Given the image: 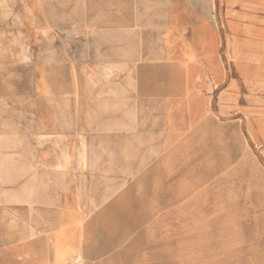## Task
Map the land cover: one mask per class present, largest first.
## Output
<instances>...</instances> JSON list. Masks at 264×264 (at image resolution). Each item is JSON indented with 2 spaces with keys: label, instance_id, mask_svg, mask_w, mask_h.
<instances>
[{
  "label": "crops",
  "instance_id": "1",
  "mask_svg": "<svg viewBox=\"0 0 264 264\" xmlns=\"http://www.w3.org/2000/svg\"><path fill=\"white\" fill-rule=\"evenodd\" d=\"M147 2L134 10L133 0H0V128L9 132L0 142L30 148L0 152V174L26 176L0 204V264H118L142 253L148 156L134 172L131 109L117 118L111 70L118 46L132 54L127 16L153 13ZM218 4L221 31L191 0L170 1L153 189L169 176L178 183L191 158L184 150L203 140L220 144L213 159L227 166L230 127L242 144L245 127L264 143V100L254 86L246 92L264 76V0ZM215 174L211 191L227 189V170Z\"/></svg>",
  "mask_w": 264,
  "mask_h": 264
},
{
  "label": "rangeland",
  "instance_id": "2",
  "mask_svg": "<svg viewBox=\"0 0 264 264\" xmlns=\"http://www.w3.org/2000/svg\"><path fill=\"white\" fill-rule=\"evenodd\" d=\"M170 1L148 0L153 13L127 16L132 19V54H121L118 46L116 68L111 70L117 83V118L124 117L120 110L126 104L131 109L134 172L140 168L142 153L148 156L150 172L146 244L142 253H136L133 246L132 257L118 264H264V143H254L246 127L243 144L240 136L238 141L236 127L229 128L228 151H223L227 166L213 159L214 154H219L220 144L213 147L203 140L184 150L187 154L190 151L191 158L182 159L178 183H171L169 176V182L153 189L157 187L151 182L159 149L160 108L169 83L162 34L168 23ZM191 1L201 17L221 31L218 0ZM142 2L145 0H133L134 10H141ZM162 6L164 14L159 13ZM251 86L264 100V76L254 85H246V92ZM6 129L0 128V134H8ZM28 150V144L0 142V152ZM3 162L0 159V166ZM221 170L228 173L227 189L223 185L222 190L212 192V182L220 176L215 173ZM23 177L26 176L0 174V204L5 190ZM136 177L134 174V180Z\"/></svg>",
  "mask_w": 264,
  "mask_h": 264
}]
</instances>
